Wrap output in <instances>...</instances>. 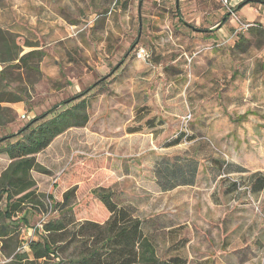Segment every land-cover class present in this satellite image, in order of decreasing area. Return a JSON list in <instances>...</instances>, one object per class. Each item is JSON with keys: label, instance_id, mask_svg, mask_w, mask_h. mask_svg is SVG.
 <instances>
[{"label": "rangeland", "instance_id": "374dc122", "mask_svg": "<svg viewBox=\"0 0 264 264\" xmlns=\"http://www.w3.org/2000/svg\"><path fill=\"white\" fill-rule=\"evenodd\" d=\"M128 2L131 1L114 0V9L124 8ZM141 2H150V5L142 10L140 18L132 13L130 24L135 36L140 28L142 32L148 27L154 30L157 22L151 19L152 12L159 10L157 3ZM68 4L77 10V3L73 5L70 0H0V27L21 44L35 45L44 59L39 72H24L14 67L10 72H0V141L17 134L31 120L41 118L52 109L61 111L80 98H89L92 119L87 140L77 139L76 131H72L37 156L48 173H32L37 183L34 203L24 204L11 222L0 215V227H8L10 232L6 240L0 239V264H44V261H35L27 242L46 237L44 225L62 219L66 212L62 209L63 196L69 189H76L70 201L73 220L83 222L90 218V212L99 214V202L91 194V190L99 186L111 188L120 206L132 208L137 218L147 221L160 258L165 253L164 246L158 244L164 238L163 228L175 226L183 236H190L189 254L186 250L182 253L189 264H264V195L260 201L249 193L245 199L228 206L215 205L211 197L223 179H218L217 183V173L206 170L210 166L206 161L209 157L248 170H264V0L237 9L239 20L251 25L246 31L240 29L219 0H183L178 13L170 8L167 17L163 16L166 11L161 10L159 23L163 27H155L162 32L155 35L156 48L162 46L159 43L163 39L186 38L192 31L198 32L202 42L212 37L217 41L226 37L232 40L220 48L210 45L212 49L208 54L205 46H197L192 52L183 48V55L202 53L195 63L183 56L181 72L170 62L161 64V57L156 55L148 59L149 67H134V73L144 74V77L140 82L134 78L133 84L143 82L146 86L143 95L161 97L158 111L161 120L167 122V132L174 136L180 133L183 117L192 114L188 132L208 146L199 154L203 168L198 187L179 190L173 196L154 192L149 186L152 174L148 167H143V155L151 149L162 148L163 137L155 140L150 136L131 138L125 134L131 117L130 104L125 99L127 93L110 90V85L119 78L113 79L112 75L123 67V62L114 63L115 67L112 65L111 71L102 75L100 86L96 83L98 79H92L81 85L80 92L65 90L62 82L53 83L46 75V72L64 71L63 62L54 60L53 55L60 52L61 46L50 45L52 29L49 26L51 22H58L56 26H60L65 17L67 21L74 20ZM95 15L84 18L73 36L78 38L79 34L89 31L88 23ZM135 50L129 51L130 61L136 59ZM157 64L166 71L161 78L156 72H147ZM86 67L88 72L94 71L92 61L87 62ZM172 87L180 90V96L163 101ZM17 98L19 102H12ZM24 114L25 119L21 118ZM73 155L78 158L69 165ZM8 164L6 157L0 154V175ZM238 177L233 173L227 180L239 182ZM241 190L248 192L242 187ZM50 194L59 204L57 208L47 197ZM4 208L2 200L0 214ZM67 215L72 218V214ZM68 228L71 230L72 225ZM57 245L63 246V252L59 253L62 260L76 259L82 251L81 245L75 243Z\"/></svg>", "mask_w": 264, "mask_h": 264}, {"label": "trees", "instance_id": "16d2710c", "mask_svg": "<svg viewBox=\"0 0 264 264\" xmlns=\"http://www.w3.org/2000/svg\"><path fill=\"white\" fill-rule=\"evenodd\" d=\"M256 1L259 0H246L238 9ZM22 53V44L13 35L0 29V64L11 65L18 61L16 65L7 66L0 72H10L11 67L24 72H39L43 54L39 51L23 55ZM12 102L17 103L19 99ZM68 105L70 104L64 106L66 107L64 109L62 107L61 111L52 109L41 118L31 120L17 134L0 141L2 143L0 154L9 161L0 175V202L5 201V208L0 215L5 220L11 222L24 204L35 202L37 183L32 173L34 171L48 173L37 161V156L70 129H81L88 125L91 106L89 98H80L75 104L67 107ZM163 124L162 120L157 122L154 118L146 121L145 125L147 129H154ZM10 139L15 140L12 142ZM195 139L188 131H180L172 140L166 141L163 147H173ZM200 143L197 140L196 144L199 147L196 148L195 144V147L183 155L163 157L156 161L154 175L162 191L195 183L202 166L199 154L208 147L207 144ZM77 158L73 155L69 165L74 164ZM206 161L214 166L213 171L217 175L229 173V164L210 157ZM263 180V177L257 178V181ZM231 185L238 189V182H232ZM252 189L258 190L257 187ZM75 190L69 189L63 196L62 209L66 212L62 219L44 225V231L48 235L39 241L27 242L26 246L35 261H44V264H187L181 257L160 258L152 234L148 232L150 225L148 227L146 220L137 218L132 208L120 206L115 200V193L109 187L99 186L91 190L92 197L99 202V214L90 212V218L83 222L76 221L75 218L73 220L74 209L70 206V201ZM47 197L57 208L59 204L55 202L53 196L50 194ZM86 204H89V200ZM67 214H72V218ZM24 225L27 224L24 222ZM70 225L71 230L68 228ZM9 236L8 227H0V239L6 240ZM64 242L81 245L82 251L78 258L66 260L60 258L59 253L63 252V246L57 244ZM51 259L55 261L50 263Z\"/></svg>", "mask_w": 264, "mask_h": 264}, {"label": "crops", "instance_id": "0c3cea01", "mask_svg": "<svg viewBox=\"0 0 264 264\" xmlns=\"http://www.w3.org/2000/svg\"><path fill=\"white\" fill-rule=\"evenodd\" d=\"M65 2V0H63ZM118 1V0H115ZM122 1V0H120ZM127 1V0H125ZM128 4L123 5L124 8L114 9V0H70V2L77 7L71 8L68 4L69 11H73L71 14L73 15L72 19L67 21L65 19H61L62 23L60 26L58 22H51L50 28L52 29L51 33V46L60 45L61 49L60 52H57L53 55L54 60H61L63 62V72L53 71V72H46V75L52 79V82L55 81L62 82L64 85V89H68L73 92H80L81 85L86 83V81H91L92 79H98L96 83L100 86V81L102 80V75L108 74L111 70V66L115 64L117 65L120 62H123V67L121 69H116L115 75H112V78H117L110 85V90L113 93H122L126 94V101L130 104L131 109V117L128 119L126 123V130L125 134L128 137L134 138L135 136H150L152 139H159L163 137V141H170L174 138V135H170L166 130L167 122H163L164 124L161 126H157L154 129H147L146 121L156 118V121L159 122L161 120V115L158 111L159 103L161 102V97L158 96L156 99L154 97H147L142 93H145L146 86L141 83L142 85H135L133 84L134 78L137 81H142L144 74H137L134 73L135 66H148L147 63L138 61L136 59L131 60V54L129 51L133 46L137 50L138 47H145L149 52L150 57L157 56L161 57V64L164 62H170V64L174 65V69L177 72H181L183 56L188 57L189 60L197 61L199 55H201L202 51H197L193 55L186 54L182 52V49L185 48V51L192 52L197 46L202 47H210V45L218 42L213 37L210 39H205L203 42L202 39L197 35V31H192L189 37H174L172 40L163 39L159 45L162 44L159 48H156L154 45L158 41V34H162L161 30H155L156 26H161L159 23L161 15V10L166 11L163 16H168L170 12V8H174V11L178 13L180 8L181 2L183 0H162L161 3H158L157 0H153L157 3V9L154 10L151 14V19L153 21H157L154 24V30L150 29L149 27L146 29L147 31H143L140 28L138 35L135 36L133 32V26L130 24L132 13H136L139 15L143 9H148L147 6L150 5V2H141V0H130ZM246 0H234L233 4H235V11L237 12L238 7L243 4ZM113 4V5H112ZM137 4V5H136ZM56 5V3H54ZM78 11V12H77ZM106 14H99V13ZM96 14V15H95ZM98 14V15H97ZM91 15H95L93 20L88 23L89 31H85L79 34L78 38L73 36L76 29H79V23L83 22L84 18H87ZM162 16V15H161ZM165 17V18H166ZM82 28V27H81ZM1 30L6 31L4 28ZM143 29V28H142ZM221 30V29H220ZM218 30V31H220ZM10 33V32H8ZM79 33V31H77ZM11 34V33H10ZM15 34V33H13ZM157 34V36H155ZM12 35V34H11ZM22 35V34H21ZM144 40L142 41V39ZM204 38V37H203ZM154 39V40H153ZM161 41V38H159ZM22 43L20 40H18ZM172 42V43H171ZM184 46V47H183ZM23 47V54H27L34 51H40L35 45L32 44H22ZM172 47V48H171ZM135 50V52H136ZM206 54L210 53L211 50H207ZM61 54V55H60ZM191 57V58H190ZM196 57V58H195ZM44 59H42L43 61ZM41 61V62H42ZM89 61L93 62L94 71L88 72V67H86V63ZM190 61V62H191ZM18 63L14 62L11 65H16ZM115 63V64H114ZM192 63V62H191ZM91 64V63H90ZM157 64L147 70V72H156L157 77H163L164 74L162 72H166L163 69V66ZM11 65H3L0 64V71H2L7 66ZM89 65V64H88ZM185 66V65H184ZM127 67V68H126ZM79 69H84L83 72H79ZM19 70V69H18ZM118 70V71H117ZM68 71V72H67ZM137 71V70H136ZM135 71V72H136ZM139 72V71H137ZM180 76V75H179ZM124 79L121 81L120 79ZM149 77L150 74H149ZM136 81V82H137ZM95 83V84H96ZM138 83V82H137ZM72 89V90H71ZM68 91V92H70ZM169 95L163 101L168 102L169 100H174L178 98L180 95V90L177 87H172L171 91L169 90ZM142 94V95H141ZM168 100V101H167ZM154 103V104H153ZM95 105V103H94ZM93 105V107H94ZM92 123V119L89 120L88 125L85 128L81 129H70L65 134L59 136L55 141L64 137V135H68L72 131H76V138L80 139L83 138L87 140L88 138V130L89 125ZM141 128V130H137ZM157 131L158 135L155 136V132ZM193 135L196 139L192 142L188 143H181L177 146L173 147H158L156 151L151 149L148 153H145L143 159V167H148L147 169L150 170L152 174V181H150L149 186L154 191H157L160 195H174L179 192V190H186L191 188H196L199 185V178L200 173L202 170V166L197 174V178L194 184L192 185H183L178 186L169 191H162L159 185L157 184V179L154 175V166L158 159L163 157L172 158L177 155H183L186 151L191 149L193 146L195 147L196 141L198 137L195 134ZM52 143V145L55 143ZM52 145L48 148L50 149ZM197 145V144H196ZM47 149V150H48ZM46 150V151H47ZM153 151V152H152ZM182 151V152H181ZM164 153V154H162ZM134 163V162H132ZM208 163V162H207ZM151 169L153 171H151ZM205 169V168H204ZM215 170L214 166L210 164L209 167H206V170L209 171ZM214 172V171H213ZM236 173L239 175L238 177V189L236 190L233 188L232 181L225 180L227 179L228 175ZM118 174V173H117ZM146 174V170L143 173ZM119 175V174H118ZM223 176V178L221 177ZM226 176V177H224ZM264 178V170L260 169H247L241 165H230L229 173L225 175H217V183L218 179L221 180L218 183V189L212 195V203L218 206H228L230 203L238 200L241 201L249 196V193L257 199L258 201L264 195V180L257 181V178ZM209 182L212 183L213 181L209 179ZM245 188L248 192L241 190ZM257 187V189L253 190L252 188ZM251 189L253 191H251ZM154 191V192H155ZM251 197V198H252ZM164 238L160 239L158 244H162L164 246V257L162 259H169L172 257H181L187 261H189L186 256H184V251L186 250V254L188 253V245L190 243V236H183L182 231L178 230L175 226L164 227ZM150 232V230H148ZM157 243V242H156Z\"/></svg>", "mask_w": 264, "mask_h": 264}, {"label": "built area", "instance_id": "2783aa9c", "mask_svg": "<svg viewBox=\"0 0 264 264\" xmlns=\"http://www.w3.org/2000/svg\"><path fill=\"white\" fill-rule=\"evenodd\" d=\"M233 1L234 0H219V2L223 5V7L226 8L227 13H229L230 15H232L235 18V20L239 23V25L241 26L240 29L246 31V30H248L251 27V25H249V24H243L239 20V18L237 17V13L235 11V7L233 6ZM157 2L158 3H161L162 0H157ZM231 40H232L231 38H227V37L226 38H223V39H220L218 42L214 43V46H215V48H220V47H222L224 45H227ZM206 49L207 50H211L212 48L211 47H208ZM135 58L138 61L147 63L148 62V59L150 58V55H149V52L147 51L146 48H144V47H138L137 50H136V52H135ZM21 118L25 119L26 118V115L25 114L22 115ZM192 118H193L192 114H187L185 117H183L181 131H183V132H187L188 131V125L191 122Z\"/></svg>", "mask_w": 264, "mask_h": 264}, {"label": "water", "instance_id": "95a60500", "mask_svg": "<svg viewBox=\"0 0 264 264\" xmlns=\"http://www.w3.org/2000/svg\"><path fill=\"white\" fill-rule=\"evenodd\" d=\"M133 49L135 48V46L132 47Z\"/></svg>", "mask_w": 264, "mask_h": 264}]
</instances>
